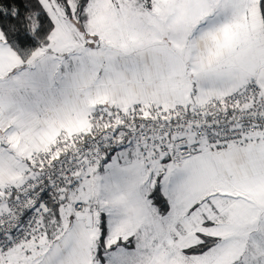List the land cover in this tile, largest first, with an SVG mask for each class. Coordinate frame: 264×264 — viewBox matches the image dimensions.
Instances as JSON below:
<instances>
[{"label": "snow or ice", "instance_id": "1", "mask_svg": "<svg viewBox=\"0 0 264 264\" xmlns=\"http://www.w3.org/2000/svg\"><path fill=\"white\" fill-rule=\"evenodd\" d=\"M0 264H264V0H0Z\"/></svg>", "mask_w": 264, "mask_h": 264}]
</instances>
